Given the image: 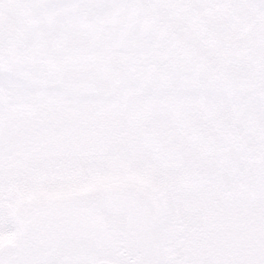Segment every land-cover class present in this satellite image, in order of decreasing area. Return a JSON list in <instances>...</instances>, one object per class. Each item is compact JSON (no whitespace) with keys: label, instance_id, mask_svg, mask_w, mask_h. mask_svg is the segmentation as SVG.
Returning a JSON list of instances; mask_svg holds the SVG:
<instances>
[{"label":"snow or ice","instance_id":"obj_1","mask_svg":"<svg viewBox=\"0 0 264 264\" xmlns=\"http://www.w3.org/2000/svg\"><path fill=\"white\" fill-rule=\"evenodd\" d=\"M0 264H264V0H0Z\"/></svg>","mask_w":264,"mask_h":264}]
</instances>
